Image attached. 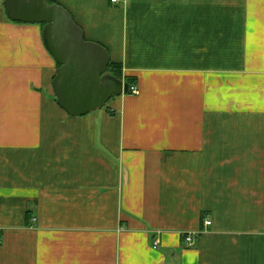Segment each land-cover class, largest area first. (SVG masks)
Segmentation results:
<instances>
[{
	"label": "crops",
	"instance_id": "1",
	"mask_svg": "<svg viewBox=\"0 0 264 264\" xmlns=\"http://www.w3.org/2000/svg\"><path fill=\"white\" fill-rule=\"evenodd\" d=\"M4 1L0 264H264V0H54L139 87L84 116Z\"/></svg>",
	"mask_w": 264,
	"mask_h": 264
},
{
	"label": "water",
	"instance_id": "2",
	"mask_svg": "<svg viewBox=\"0 0 264 264\" xmlns=\"http://www.w3.org/2000/svg\"><path fill=\"white\" fill-rule=\"evenodd\" d=\"M4 6L14 21L44 24L45 45L60 65L54 78L57 101L70 115H87L128 93L129 85L108 72V49L85 39L66 8L50 0H5Z\"/></svg>",
	"mask_w": 264,
	"mask_h": 264
},
{
	"label": "trees",
	"instance_id": "3",
	"mask_svg": "<svg viewBox=\"0 0 264 264\" xmlns=\"http://www.w3.org/2000/svg\"><path fill=\"white\" fill-rule=\"evenodd\" d=\"M50 3L54 4L56 2L54 0H50ZM42 26L44 27V24H42ZM85 39H86V37H85ZM59 66L60 65L58 64V67ZM108 72L111 75L115 76L116 78H118V79L124 81L125 83H127L129 85V88H130V86L136 84V78L135 77H131V76H127V75L125 76L124 75L123 66L120 63H116V62L111 60Z\"/></svg>",
	"mask_w": 264,
	"mask_h": 264
},
{
	"label": "built area",
	"instance_id": "4",
	"mask_svg": "<svg viewBox=\"0 0 264 264\" xmlns=\"http://www.w3.org/2000/svg\"><path fill=\"white\" fill-rule=\"evenodd\" d=\"M111 1H112V3H120L121 2V0H111ZM139 92H140L139 87L136 84L130 86L129 91H128V93L136 94V95L139 94ZM210 224H211V221L208 220L207 225H210ZM193 239H194V233L193 232L188 233V235L185 238L186 244L189 246L192 243Z\"/></svg>",
	"mask_w": 264,
	"mask_h": 264
},
{
	"label": "rangeland",
	"instance_id": "5",
	"mask_svg": "<svg viewBox=\"0 0 264 264\" xmlns=\"http://www.w3.org/2000/svg\"><path fill=\"white\" fill-rule=\"evenodd\" d=\"M110 102V101H109ZM109 102L108 103H106V104H109ZM101 109V108H100Z\"/></svg>",
	"mask_w": 264,
	"mask_h": 264
}]
</instances>
